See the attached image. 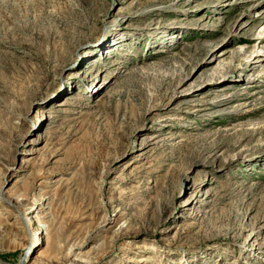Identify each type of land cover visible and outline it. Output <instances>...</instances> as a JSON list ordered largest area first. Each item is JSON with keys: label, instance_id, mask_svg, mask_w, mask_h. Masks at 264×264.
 I'll return each mask as SVG.
<instances>
[{"label": "rangeland", "instance_id": "obj_1", "mask_svg": "<svg viewBox=\"0 0 264 264\" xmlns=\"http://www.w3.org/2000/svg\"><path fill=\"white\" fill-rule=\"evenodd\" d=\"M261 126L264 0H0V261L264 264Z\"/></svg>", "mask_w": 264, "mask_h": 264}, {"label": "bare ground", "instance_id": "obj_2", "mask_svg": "<svg viewBox=\"0 0 264 264\" xmlns=\"http://www.w3.org/2000/svg\"><path fill=\"white\" fill-rule=\"evenodd\" d=\"M149 13L150 12H148V11H144V13H143V16L144 15H149ZM111 16H113V15H111ZM133 18V17H132ZM130 19V18H129ZM122 21H124V20H122ZM121 21H117V20H115V21H113V24L109 27V28H107L108 30H107V35H114L116 32H117V30L115 29L116 28V25H118L119 23H120ZM125 23V22H124ZM123 23V24H124ZM123 42V40L122 41H120V43H122ZM70 45L71 46H75V44L73 43V42H71L70 43ZM213 50V49H212ZM212 50L211 49H209V53L208 54H210V53H212ZM68 56H69V53H66V57H64V58H68ZM246 64H247V66L245 67V69H248V67H253L254 68V66H252L253 64H254V61H251V62H246ZM253 68H251L250 70H252ZM218 70H219V68H217ZM217 70V71H218ZM234 72H236V70L234 69L233 70V64H231L230 65V67L228 68V69H226V70H224L223 71V73H224V75L223 76H233L234 75ZM90 75H92L91 73H90ZM254 75V74H253ZM219 75H217L216 77H218ZM259 76V75H258ZM233 87H229V89H232ZM224 99H226V98H224ZM224 102V100L223 99H220V100H217V103H223ZM183 103V102H182ZM206 103V100H203L202 102H200V103H198V104H194V105H204ZM193 105V103H190V102H188L186 105H183L180 109L181 110H184L185 108H188V107H190V106H192ZM195 107V106H194ZM193 107V108H194ZM261 129H264V126H261L260 127ZM245 139V138H244ZM244 139H240V140H238L239 141V143H240V145L239 146H241L242 144H243V141H245ZM259 148H260V146H258ZM262 147V146H261ZM256 151H258V148H256V149H251V150H248L246 153H248L247 155H246V158H248L249 156H250V154H252V153H255ZM251 152V153H250ZM215 153V154H214ZM213 154L215 155V156H218V154H217V151L216 152H214ZM241 155H245V152L243 153V152H241ZM231 165V164H230ZM34 206L33 207H31V208H29V212H32V211H34ZM25 219L28 221L29 220V218H26L25 217ZM0 264H6V263H4V262H1L0 261Z\"/></svg>", "mask_w": 264, "mask_h": 264}]
</instances>
